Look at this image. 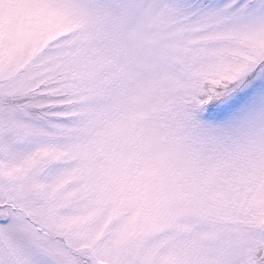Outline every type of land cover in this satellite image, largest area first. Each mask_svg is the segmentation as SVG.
<instances>
[{"label": "snow or ice", "instance_id": "6c2138e0", "mask_svg": "<svg viewBox=\"0 0 264 264\" xmlns=\"http://www.w3.org/2000/svg\"><path fill=\"white\" fill-rule=\"evenodd\" d=\"M0 264H264V0H0Z\"/></svg>", "mask_w": 264, "mask_h": 264}]
</instances>
